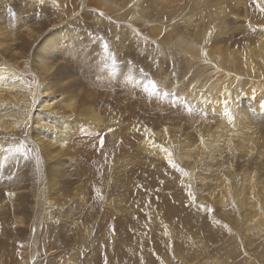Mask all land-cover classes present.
<instances>
[{
    "label": "bare ground",
    "instance_id": "bare-ground-1",
    "mask_svg": "<svg viewBox=\"0 0 264 264\" xmlns=\"http://www.w3.org/2000/svg\"><path fill=\"white\" fill-rule=\"evenodd\" d=\"M150 1L155 71L76 0H0V264H264V2Z\"/></svg>",
    "mask_w": 264,
    "mask_h": 264
},
{
    "label": "rangeland",
    "instance_id": "rangeland-1",
    "mask_svg": "<svg viewBox=\"0 0 264 264\" xmlns=\"http://www.w3.org/2000/svg\"><path fill=\"white\" fill-rule=\"evenodd\" d=\"M140 1V2H139ZM185 0L184 6H187L188 11L186 13H193V14H199L200 12H205L213 7H218L217 4H221V6H226L232 10H234L240 17L238 20L237 25H252L256 24L257 26L261 23V17L257 8V5L255 4V0ZM131 2V1H130ZM139 2V4H138ZM260 2H264V0H259ZM76 5L74 8L75 13H72V15H75V18L77 17H84L85 14H92V16H96L99 20L105 21L108 24L116 25V28L119 29L121 26L124 35L129 38L128 42L134 45V50L136 52H140V54L144 55L146 57L147 63L153 64V67L151 70H154L157 68L161 61H163V64L165 66V50L160 47V45H165L163 42H161L158 37L151 36L149 33V29L151 28V23H149L147 20H142L144 18V12H146L145 8H149L152 6V2L150 0H136L132 5H130V9L133 10V14L135 15L138 21H130L128 20H121L122 23L114 24V21L112 17L107 16L106 9L104 6H102L101 3L98 2V0H76ZM264 4V3H263ZM143 9V14H140V11ZM96 10H99L100 12H96ZM102 13V15H101ZM65 14H68L65 11ZM75 20V19H74ZM173 21H171L170 24H172ZM165 25V24H164ZM230 28H234V25H230ZM214 31L210 32L209 40L211 42L214 41ZM246 35V32L243 30V34L238 36L243 37ZM232 38V39H237ZM205 48V52L209 53L211 50V44L208 46H203ZM130 54L132 52H129ZM161 59V61H159ZM250 59L256 60L258 62H261V59L259 57H249L246 61H249ZM173 76H176V72L173 73ZM169 76V75H168ZM240 77L241 79L244 78ZM172 77V74L168 77L170 80ZM250 79V78H248ZM158 80V77H157ZM34 262V261H33ZM36 264V262H34Z\"/></svg>",
    "mask_w": 264,
    "mask_h": 264
},
{
    "label": "snow or ice",
    "instance_id": "snow-or-ice-1",
    "mask_svg": "<svg viewBox=\"0 0 264 264\" xmlns=\"http://www.w3.org/2000/svg\"><path fill=\"white\" fill-rule=\"evenodd\" d=\"M39 2L41 4H43L45 2V0H39ZM102 15V13H101ZM104 50H105V53L108 52V46L105 45L104 46ZM113 59V62H115V57H112ZM156 89V84L155 83H152L151 84V91H154ZM151 94V92H150ZM261 107H264V105H262ZM225 115L226 116H230V113L227 112V110L225 111ZM147 131V130H146ZM203 142V141H201ZM104 144V140L103 139H100V145L103 146ZM153 147H157V145L153 144ZM160 151L164 152L166 154V159H167V163L173 168V169H176L177 171L181 172V174L183 175H187V173L184 172V170L182 168H179L178 165L172 160V153L169 152V150L165 147H160L159 148ZM16 151H22V148H18L16 149ZM25 155H27V153H25ZM98 194H99V190H97ZM188 197L192 200L193 203H195V197L193 195V193L191 191L188 192Z\"/></svg>",
    "mask_w": 264,
    "mask_h": 264
}]
</instances>
